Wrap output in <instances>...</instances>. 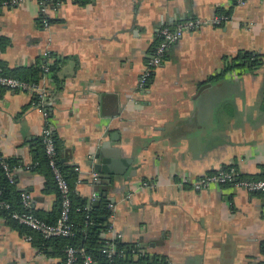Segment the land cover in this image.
Instances as JSON below:
<instances>
[{"label": "crops", "instance_id": "crops-1", "mask_svg": "<svg viewBox=\"0 0 264 264\" xmlns=\"http://www.w3.org/2000/svg\"><path fill=\"white\" fill-rule=\"evenodd\" d=\"M223 13V26L170 46L148 88L137 91L162 27ZM49 21L43 30L35 0L1 10L0 65L11 77L28 76L40 61L53 66L40 83L61 168L77 199L104 193L114 204L104 239L120 234L137 248L129 259L143 264H264V194L180 184L230 166L264 180V66L215 80L224 58L264 53V0H67ZM33 99L0 88V156L19 167L10 199L28 193L32 213L55 223L59 197ZM99 164L117 173L110 185H97ZM9 221L0 213V264H63L58 246L39 251L40 237Z\"/></svg>", "mask_w": 264, "mask_h": 264}, {"label": "built area", "instance_id": "built-area-1", "mask_svg": "<svg viewBox=\"0 0 264 264\" xmlns=\"http://www.w3.org/2000/svg\"><path fill=\"white\" fill-rule=\"evenodd\" d=\"M25 0H2L0 1V11L10 9L23 3ZM67 0H35L39 9V22L43 30L48 31L50 27L49 13L54 11L62 2ZM79 2L81 0H71ZM249 1L262 0H234L237 6H244ZM230 19L229 15H216L209 20L197 18L185 19L176 23L173 27H162L157 32V44L152 49L148 56L143 73L137 80V91L144 92L151 81L153 72L158 69L165 58L166 52L170 46L175 44L183 35L197 31L202 27L218 28L223 26ZM52 57L49 51L43 52V58L46 61ZM43 76L49 74L50 67L47 64L42 66ZM0 88L17 93H30L34 99L32 107L42 116L44 126L41 133V143L43 152L47 159V165L50 169L55 187L58 191L60 200V213L57 221L54 224H48L37 218L31 210L30 196L26 192L20 193V211H11V205L4 199L3 190L0 189V211L10 212V218L32 231L39 234L43 239L50 240L53 238H73L76 235V230L70 221L71 199L70 193L72 190L65 179L62 169L58 164L55 142L53 139L52 129L50 127L49 104L51 102L50 95L40 81L36 83L26 82L4 74L0 66ZM19 167L11 166L0 156V169L9 184L14 183V172ZM29 170L30 167H25ZM92 180H97V175L92 177ZM181 185L186 184L194 192L207 191L212 187H229L235 191H244L248 194H264V180L257 178H244L235 167H227L219 169L212 174L203 176L195 181H183ZM145 188L152 187V184L143 183ZM98 195L92 194L91 201H94ZM107 209L110 211V218L114 212V204L108 203ZM112 225L109 224L107 232H111ZM112 240H106L105 246L102 249V254L106 259V264H117L126 258L124 250H119L115 246V241H120L121 235L115 234ZM27 242L31 241V237L25 238ZM63 264H97V262L85 251L79 247H66L63 251ZM157 264H173L169 261Z\"/></svg>", "mask_w": 264, "mask_h": 264}, {"label": "trees", "instance_id": "trees-1", "mask_svg": "<svg viewBox=\"0 0 264 264\" xmlns=\"http://www.w3.org/2000/svg\"><path fill=\"white\" fill-rule=\"evenodd\" d=\"M219 15H227V14L223 13ZM44 64H45L44 62L40 61L39 65L36 68L29 69L27 71L28 76L26 77L14 76L13 78L23 80L26 82H32V83L39 82L43 76L42 66ZM0 66L2 67V65ZM263 66H264V53L240 52L234 58H230V57L224 58L223 70L220 74L215 76V80L220 79L223 76L234 71L256 72L257 70L261 69ZM52 67H50L49 73L52 71ZM2 69L4 71V74L7 75L3 67ZM53 139L55 142V147L57 152V146L54 135H53ZM42 153L44 157V163L46 167L49 169L47 165V159L43 152V146H42ZM57 158H58V164L61 168L58 152H57ZM10 165L12 166V164ZM63 175L67 180V177L65 176L64 172ZM8 185L10 184L7 182L3 174V171L0 169V189L3 190L4 199L8 201L11 205L10 212L20 211L21 210L20 197L18 196L17 199L16 198L10 199L9 193L11 192V189L9 188ZM97 195L98 197L94 201L87 203L86 200L77 199L73 195V190H72V192L70 193V199H71L70 221L75 227L76 235L73 238H53L50 240H45L39 234L35 233L40 237V243L38 244L39 251L41 252L47 251L48 248L50 247L49 245L58 246L59 250H61L62 253L66 247H79L85 249L87 254H89L97 262V264H106V259L102 254V249L105 246V242H106V239H104V234L107 232L110 223V211L107 209V205L109 201L106 199V197H102L100 194ZM10 212L0 211V213H3L8 217V219L10 220L9 222L13 223V225H15L17 229L20 230L25 229L26 227L19 225L17 222H15L10 218ZM59 213H60V200H59ZM48 224H54V223H48ZM31 241H32V237H31ZM114 244L117 249L124 250L126 253V258L122 261H118L117 264H143L144 261H141L142 259H140L139 262H132V260L129 259V257L135 254L137 250L135 245H127L125 243H122L121 241H115ZM260 251L264 253V242L260 245ZM149 264H157V263L151 262Z\"/></svg>", "mask_w": 264, "mask_h": 264}, {"label": "water", "instance_id": "water-1", "mask_svg": "<svg viewBox=\"0 0 264 264\" xmlns=\"http://www.w3.org/2000/svg\"><path fill=\"white\" fill-rule=\"evenodd\" d=\"M113 138V137H112ZM110 146V143H106V145H103V149L105 148H109ZM103 153H99L95 156V159H99L101 157ZM105 154V153H104ZM105 161L102 160V165H105ZM106 166V165H105ZM95 171L97 173H100L101 175L99 176V180L97 181V185H100V184H105V185H110L111 183V178L113 175H116L117 173H113L111 171V168L110 167H102L101 168V164L99 165H95ZM102 197H105V194L102 193L100 194Z\"/></svg>", "mask_w": 264, "mask_h": 264}]
</instances>
